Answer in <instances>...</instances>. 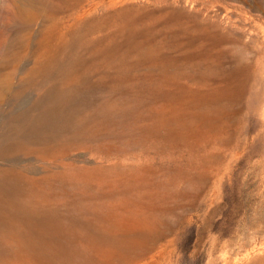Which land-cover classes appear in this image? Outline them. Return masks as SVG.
I'll return each mask as SVG.
<instances>
[{
  "label": "rangeland",
  "instance_id": "rangeland-1",
  "mask_svg": "<svg viewBox=\"0 0 264 264\" xmlns=\"http://www.w3.org/2000/svg\"><path fill=\"white\" fill-rule=\"evenodd\" d=\"M237 5L0 0V264H264Z\"/></svg>",
  "mask_w": 264,
  "mask_h": 264
},
{
  "label": "bare ground",
  "instance_id": "bare-ground-1",
  "mask_svg": "<svg viewBox=\"0 0 264 264\" xmlns=\"http://www.w3.org/2000/svg\"><path fill=\"white\" fill-rule=\"evenodd\" d=\"M236 7L237 8H235V16H233V17H235L236 28L238 30V33L241 36H243L245 38V40L248 41V43H250V46H251V44L253 46V47L251 46V49L249 47L248 50H246L247 48H245V46H244L245 51L240 53V55L237 59V63L238 62L241 63L243 60L249 59L248 57L251 54L253 58H252V60L249 59V61L251 64L252 75L254 77V80L257 81L258 79L264 78V9L261 11V17L258 18L257 21L251 23L249 21L252 18L250 17L251 19H248L247 16L243 15V10H242L241 6L237 5ZM239 49H240V47H239ZM234 61H235V59H234Z\"/></svg>",
  "mask_w": 264,
  "mask_h": 264
}]
</instances>
